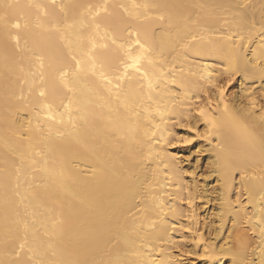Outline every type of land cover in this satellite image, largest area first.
<instances>
[{"label":"bare ground","instance_id":"6f19581e","mask_svg":"<svg viewBox=\"0 0 264 264\" xmlns=\"http://www.w3.org/2000/svg\"><path fill=\"white\" fill-rule=\"evenodd\" d=\"M0 264H264V0H0Z\"/></svg>","mask_w":264,"mask_h":264},{"label":"rangeland","instance_id":"374dc122","mask_svg":"<svg viewBox=\"0 0 264 264\" xmlns=\"http://www.w3.org/2000/svg\"><path fill=\"white\" fill-rule=\"evenodd\" d=\"M179 133L183 136H185L187 134V128L185 127H181L179 129ZM177 149L179 150L180 154L184 155L186 158V162H195L197 157L200 158L199 161V174H204L206 175V171L209 167L208 163H207V159L204 155V153H198V152H192V154L190 155V151H194L195 148L193 147V144L191 142H183L180 144H177ZM205 209L203 208L201 211L203 213ZM203 215V214H202Z\"/></svg>","mask_w":264,"mask_h":264},{"label":"snow or ice","instance_id":"6c2138e0","mask_svg":"<svg viewBox=\"0 0 264 264\" xmlns=\"http://www.w3.org/2000/svg\"><path fill=\"white\" fill-rule=\"evenodd\" d=\"M17 27H19V25H17ZM203 111V110H202Z\"/></svg>","mask_w":264,"mask_h":264}]
</instances>
